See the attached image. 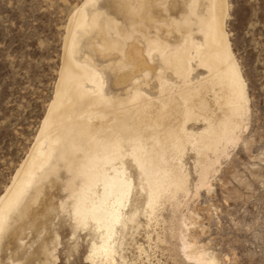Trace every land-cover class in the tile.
I'll return each mask as SVG.
<instances>
[{"label":"bare ground","instance_id":"bare-ground-1","mask_svg":"<svg viewBox=\"0 0 264 264\" xmlns=\"http://www.w3.org/2000/svg\"><path fill=\"white\" fill-rule=\"evenodd\" d=\"M111 2L110 9L99 10L94 0H84L70 14L54 96L0 194V243L23 241L27 230L34 234L27 247L24 242L10 248L5 264L56 263L60 240L48 230L51 211L68 215L71 235L92 226L86 259L112 262L118 227L135 221L127 211L134 184L149 212L183 192L181 159L189 148L203 185L207 153L241 124L246 95L224 29L225 0H182L181 8L176 0ZM78 33L90 34L85 45L110 57L113 84L120 87L104 89L102 70L78 45ZM199 67L204 75L193 77ZM151 80L153 91L147 90ZM199 121L203 128L195 131ZM58 180L65 198L44 201L39 215L47 185Z\"/></svg>","mask_w":264,"mask_h":264},{"label":"rangeland","instance_id":"rangeland-1","mask_svg":"<svg viewBox=\"0 0 264 264\" xmlns=\"http://www.w3.org/2000/svg\"><path fill=\"white\" fill-rule=\"evenodd\" d=\"M83 1L0 0V194L39 132L55 93L68 19ZM176 2L181 8L182 0ZM225 2L224 29L246 95L241 124L218 150L207 153L203 185L197 157L189 148L181 159L187 173L183 192L163 198L149 212L135 183L127 206L135 221L118 227L113 261L100 264H264V0ZM111 5V0H94L93 8ZM89 37L78 33V45L102 70L104 89L120 87L113 84L110 57L85 45ZM204 73L199 67L192 76ZM154 87L151 80L147 90ZM194 123L195 131L203 128V122ZM128 170L134 177L135 169ZM61 188L60 180L47 185L39 215L49 201L65 198ZM50 221L48 230H56L60 240L55 264H92L86 259L94 239L92 226L71 235L66 213L51 211ZM24 235L23 241L1 240L0 264L8 262L14 244L34 237L28 230Z\"/></svg>","mask_w":264,"mask_h":264},{"label":"snow or ice","instance_id":"snow-or-ice-1","mask_svg":"<svg viewBox=\"0 0 264 264\" xmlns=\"http://www.w3.org/2000/svg\"><path fill=\"white\" fill-rule=\"evenodd\" d=\"M109 239H111V237H110ZM103 251L105 252V254L107 253V249H104ZM94 254H95V253H93V255H94Z\"/></svg>","mask_w":264,"mask_h":264}]
</instances>
